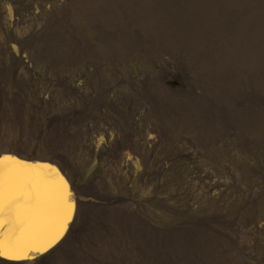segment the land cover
Returning <instances> with one entry per match:
<instances>
[{
	"label": "rangeland",
	"instance_id": "374dc122",
	"mask_svg": "<svg viewBox=\"0 0 264 264\" xmlns=\"http://www.w3.org/2000/svg\"><path fill=\"white\" fill-rule=\"evenodd\" d=\"M2 154L74 205L19 264H264V0H0Z\"/></svg>",
	"mask_w": 264,
	"mask_h": 264
},
{
	"label": "snow or ice",
	"instance_id": "6c2138e0",
	"mask_svg": "<svg viewBox=\"0 0 264 264\" xmlns=\"http://www.w3.org/2000/svg\"><path fill=\"white\" fill-rule=\"evenodd\" d=\"M13 157L0 156V257L28 259L29 249L43 252L54 242L69 217L70 202L63 183L56 186L55 198L34 194L31 179Z\"/></svg>",
	"mask_w": 264,
	"mask_h": 264
},
{
	"label": "bare ground",
	"instance_id": "6f19581e",
	"mask_svg": "<svg viewBox=\"0 0 264 264\" xmlns=\"http://www.w3.org/2000/svg\"><path fill=\"white\" fill-rule=\"evenodd\" d=\"M1 156L13 157L17 161H19L21 165L32 166L31 168L25 169L24 171L29 174L27 178L31 179V181H32L31 188H32L34 194H36L38 196H43L47 193V195H49L52 199H54L55 195H56L55 188H56V186H58L61 183V181L63 183V189H62L63 192H65V193L67 192L65 184H64L62 178L58 175L59 171L58 172L56 171L55 166L50 165V164L45 163V162H27L24 160H20L14 156L9 155V154H2ZM67 201L70 202V204H71L69 217L64 221L63 230L60 233V235L58 236V238L54 242L50 243L45 248V250L48 249L51 245H53L62 236V234L64 233V231L66 229L67 223L71 218L70 215L72 214V210H73L74 205L68 199H67ZM37 252L41 253L40 251H33V250L29 249V251L27 252V256L32 257Z\"/></svg>",
	"mask_w": 264,
	"mask_h": 264
},
{
	"label": "trees",
	"instance_id": "16d2710c",
	"mask_svg": "<svg viewBox=\"0 0 264 264\" xmlns=\"http://www.w3.org/2000/svg\"><path fill=\"white\" fill-rule=\"evenodd\" d=\"M2 261L7 262V263H11V264H19V263H21V262H19L21 260H8V259H3Z\"/></svg>",
	"mask_w": 264,
	"mask_h": 264
},
{
	"label": "water",
	"instance_id": "95a60500",
	"mask_svg": "<svg viewBox=\"0 0 264 264\" xmlns=\"http://www.w3.org/2000/svg\"><path fill=\"white\" fill-rule=\"evenodd\" d=\"M32 258V257H31ZM4 259H6V258H4ZM8 260H10V259H8ZM18 260H24V259H18Z\"/></svg>",
	"mask_w": 264,
	"mask_h": 264
}]
</instances>
